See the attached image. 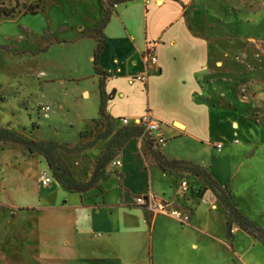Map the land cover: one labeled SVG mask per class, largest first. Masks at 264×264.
<instances>
[{
    "label": "rangeland",
    "instance_id": "1",
    "mask_svg": "<svg viewBox=\"0 0 264 264\" xmlns=\"http://www.w3.org/2000/svg\"><path fill=\"white\" fill-rule=\"evenodd\" d=\"M16 1L19 5L12 16L0 15V128L48 141L63 152L61 146L79 141L78 127L89 126L88 118L80 115L77 82L64 79L67 65L78 62L79 52L86 47H47L56 37L68 33L59 28L61 23L75 21L77 14L71 5L74 0H0V7L14 6ZM36 4V14L25 13L27 6ZM191 6L195 33L210 41L208 102L215 106L210 133L214 141L223 145L220 156L215 157L211 144L201 145L199 159L205 168L209 165L208 170L219 181L226 183L227 193L238 203L236 207L264 229V0H191ZM206 13L213 17L205 19ZM227 42H234V46ZM80 62L87 68L85 60ZM45 105L50 107L48 116L41 111ZM81 134L93 136L88 130ZM143 136L147 139L148 134ZM142 145L146 151V143ZM41 158L29 155L19 144L0 143V264L71 263L56 244V238L62 236L59 227L41 219L49 214L35 210L39 205H58L69 200L64 195L66 191L62 193L53 184L42 188L39 179L45 175V166ZM74 160L66 158L65 163L70 164L78 180H88L91 174L85 176L84 171L88 173L90 164L78 166ZM113 172L116 170L109 167L108 173ZM173 172L205 195L204 202L213 204L215 194L200 179L184 171ZM127 178L128 194H139V162L130 160ZM114 184L112 179L105 182L107 187ZM199 224L207 226L214 236L208 239L209 254L217 255L221 264L242 263L231 261L234 253L216 233L221 226L219 215L203 217ZM233 224L226 220L230 239L236 230ZM238 237L233 246L235 252L249 264H264V245ZM146 239L144 234L142 244L138 241L132 248L116 238L111 245L120 250L121 258L128 256L145 264ZM71 250V244L63 246L65 254ZM74 251L84 257L89 254V248L76 247ZM161 254L156 253L157 263L166 264ZM121 258H112V264H123ZM74 264H87V260L81 258Z\"/></svg>",
    "mask_w": 264,
    "mask_h": 264
},
{
    "label": "crops",
    "instance_id": "2",
    "mask_svg": "<svg viewBox=\"0 0 264 264\" xmlns=\"http://www.w3.org/2000/svg\"><path fill=\"white\" fill-rule=\"evenodd\" d=\"M104 2L74 0L71 5L77 14L75 21L59 25L63 32L68 33L56 37L47 46L60 44V47H65L71 44L76 50L86 47L84 52H79L78 62L66 64L68 74L64 77L77 82L81 97L80 115L88 118L89 126H79L78 133L88 130L94 135L105 130V119L100 113L104 99L102 112L112 125L111 134L120 127L137 125L138 118L148 111L160 123L158 135L164 141L157 144V148L166 157L203 166L199 158L201 145L206 143L213 146V157L220 156L223 145L217 149L215 145L218 142L213 140L210 133V117L214 112L212 107H215L208 102L210 41L201 38L193 29L195 13H190L191 0H131L115 4L102 29L105 45L98 56V66L103 72L100 75L93 66L96 41L83 34L98 25L103 16ZM212 17L207 13L205 15L207 20ZM227 45L233 47L234 42H227ZM146 50L155 55L156 62L148 66V79L143 84L132 76L141 70V57ZM82 60L88 63L87 68L80 62ZM122 118H126L127 122L123 123ZM79 137L76 144L91 140L90 136ZM109 139L110 135L98 139L90 147L76 153L58 151L65 162L66 158L74 157V163L78 166L90 164L88 173L84 171L86 176L92 173L94 163ZM146 142L142 135L124 143L117 156L100 171L97 185L87 191L72 192L61 187L40 155L44 160L43 172L45 176L50 175V182L40 185L48 188L53 184L62 193L66 191L64 195L69 199L58 205H39L35 209L49 214L41 219L56 224L61 230L62 236L55 241L62 255L70 264L81 258H85L87 264H112V258H121L120 250L111 245L114 238L121 240L127 248H132L138 241L142 244L145 234V264H159L156 258L158 252L162 253L166 264H221L218 256L209 254L207 249L208 239H212L213 234L207 226L201 227L199 224L203 217L208 219L215 213L221 218V226L216 233L234 253L231 261L241 260V264H249L235 252L233 246H236L238 236L247 237L253 243L260 241L235 224L236 230L230 239L225 227L226 212L217 198L211 205L198 201L196 194L190 190L185 195L177 194L182 178L178 179L173 171L162 170L148 151L142 150V144ZM115 159H119L121 165H112ZM130 160L139 162L140 192L132 197L128 194L127 184ZM109 167L116 172L108 173ZM208 168L209 165L205 168L209 172ZM209 173L219 185L226 186L211 171ZM109 179L115 182L111 187L105 185ZM147 193L157 199H170L175 206L188 208L187 223H180L161 213L147 212L134 203V197ZM231 200L238 204L233 198ZM241 212L256 224L249 214ZM54 219L56 221H52ZM70 244L72 250L65 254L63 246ZM108 246H111L109 251L105 250ZM76 247L89 248L87 257L75 254ZM122 260L123 264H139L128 256L122 257Z\"/></svg>",
    "mask_w": 264,
    "mask_h": 264
},
{
    "label": "trees",
    "instance_id": "3",
    "mask_svg": "<svg viewBox=\"0 0 264 264\" xmlns=\"http://www.w3.org/2000/svg\"><path fill=\"white\" fill-rule=\"evenodd\" d=\"M126 1L131 0H105L103 16L98 25L89 33L83 34L92 37L96 41V45L93 50V66L95 72L100 75L103 74V72L98 66V56L105 45V37L102 33V29L110 17L112 7L117 3ZM18 5V1H16L14 6H1L0 15L5 17L12 16L15 13L16 7ZM38 8L39 7L37 4L33 6H27L25 8V13H29L31 15L36 14L38 12ZM103 105L104 99L101 101L100 109V113L105 119V130L102 133L94 134L92 138L90 137L91 140L87 142L78 143L72 146L66 143L64 146L60 147L67 154L76 153L90 147L98 139L105 138L106 136L110 135V139L105 149L95 161L93 171L89 179L86 181H80L73 176L69 165L65 163L59 154V147L52 145L48 141H39L29 138L24 134L18 133L12 129L0 128V143H16L21 145L29 155L43 156L53 178L64 189L72 192L90 190L97 185L100 171L104 169L115 156H117L124 143H126L131 138L140 137L143 134L142 127L137 125L120 127L111 134L112 125L102 112ZM32 127H34V125H32ZM79 136H82V134L79 133ZM156 146L158 145L154 142L151 135L148 134L146 150L162 170L170 172L184 171L195 176L198 180L200 179V181L207 188H209L215 194L216 198L221 202L226 212L227 223H234L241 230L252 235L264 245V230L257 226L236 207L235 203L232 202L231 197L227 193L228 190H226L225 187L219 185L218 182L212 178L210 173L203 166L187 160L168 158ZM198 191L196 190V192Z\"/></svg>",
    "mask_w": 264,
    "mask_h": 264
},
{
    "label": "built area",
    "instance_id": "4",
    "mask_svg": "<svg viewBox=\"0 0 264 264\" xmlns=\"http://www.w3.org/2000/svg\"><path fill=\"white\" fill-rule=\"evenodd\" d=\"M141 61L143 64L141 70L134 73L132 78L145 84L147 82L148 74H149L148 66L155 64L156 57L150 51L146 50L141 57ZM49 110L50 107L48 105L41 107V111L44 116L48 115ZM122 122L126 123L127 119L122 118ZM136 124L137 126L142 127L143 129L142 135H144L145 133L151 135L152 139L156 144H159L164 141L163 138L158 135L160 123L156 118H154L150 114V112L148 111L144 112L138 118ZM234 141L236 142V139ZM215 147L219 149L221 147V144L217 143ZM111 163L114 166L121 165V161L119 159H115ZM39 182L42 185H47L50 182V177L43 175L41 176ZM189 190L196 194V196L198 197V201L204 202V200L206 199L205 195L195 192L196 190L191 188L187 180L181 179V181L178 184L177 194L185 195V193ZM134 203L142 207L147 212L161 213L176 219L180 223H187L189 219V210L187 208L175 206L173 201L170 199H157L150 193L134 197Z\"/></svg>",
    "mask_w": 264,
    "mask_h": 264
},
{
    "label": "bare ground",
    "instance_id": "5",
    "mask_svg": "<svg viewBox=\"0 0 264 264\" xmlns=\"http://www.w3.org/2000/svg\"><path fill=\"white\" fill-rule=\"evenodd\" d=\"M233 127L236 128L237 124L235 122L232 123Z\"/></svg>",
    "mask_w": 264,
    "mask_h": 264
}]
</instances>
